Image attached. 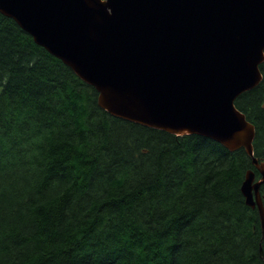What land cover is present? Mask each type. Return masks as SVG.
<instances>
[{"label":"trees","instance_id":"trees-1","mask_svg":"<svg viewBox=\"0 0 264 264\" xmlns=\"http://www.w3.org/2000/svg\"><path fill=\"white\" fill-rule=\"evenodd\" d=\"M262 81L235 100L264 160ZM242 149L112 117L0 13V264H264ZM264 196V185L260 188Z\"/></svg>","mask_w":264,"mask_h":264},{"label":"water","instance_id":"water-1","mask_svg":"<svg viewBox=\"0 0 264 264\" xmlns=\"http://www.w3.org/2000/svg\"><path fill=\"white\" fill-rule=\"evenodd\" d=\"M0 13L97 93L112 117L242 149L264 237V160L235 100L262 81L264 0H0Z\"/></svg>","mask_w":264,"mask_h":264},{"label":"bare ground","instance_id":"bare-ground-1","mask_svg":"<svg viewBox=\"0 0 264 264\" xmlns=\"http://www.w3.org/2000/svg\"><path fill=\"white\" fill-rule=\"evenodd\" d=\"M261 191V190H260Z\"/></svg>","mask_w":264,"mask_h":264}]
</instances>
